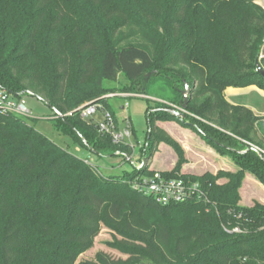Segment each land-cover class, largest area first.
Here are the masks:
<instances>
[{
  "label": "trees",
  "instance_id": "obj_1",
  "mask_svg": "<svg viewBox=\"0 0 264 264\" xmlns=\"http://www.w3.org/2000/svg\"><path fill=\"white\" fill-rule=\"evenodd\" d=\"M76 2L0 0V87L19 96L30 91L52 109L72 111L49 117L55 129L88 151L116 156L120 149L132 153V147L114 144L75 109L95 99L117 118L100 97L104 82L117 81L121 74L131 82L124 90L166 99L168 86L175 87L178 98L183 95L182 105L185 75L193 71L216 100L204 112L192 108L191 100L186 109L212 121L216 127L200 122L199 131L240 170L217 175L180 174V168L162 171L198 181L208 198L196 195L163 205L133 187L136 177L155 174L148 165L105 175L37 129L31 118L0 113V264H76L93 246L101 221L123 216L134 231L153 226L149 245H174L172 257L162 254L158 264H264V204L243 203L240 192L247 172L264 183V154L240 140L254 132L258 117L244 105L227 102L224 95L230 86L264 88V77L256 72L258 61L264 67V55L259 59L263 43L255 44L253 35L264 37V9L253 0H95V15L100 17L119 18L127 9L131 15L117 19L114 29L133 26L131 36L162 50L155 60L143 44H122V36H115L97 57L99 25L82 23ZM49 16L41 48L42 25ZM81 27L85 34L76 46L79 62L74 72L68 38ZM171 110L147 108L145 144L151 153L164 140L156 133L158 121H182ZM237 224L247 231L224 228ZM101 260L115 263L106 256Z\"/></svg>",
  "mask_w": 264,
  "mask_h": 264
},
{
  "label": "rangeland",
  "instance_id": "obj_2",
  "mask_svg": "<svg viewBox=\"0 0 264 264\" xmlns=\"http://www.w3.org/2000/svg\"><path fill=\"white\" fill-rule=\"evenodd\" d=\"M253 1L264 9V0ZM95 4V0H78V2H76L79 20L82 23H90L94 26L97 24L99 25L97 27L98 29L96 28L98 35L94 38L97 57L107 46L108 42L115 39V36L118 38L122 36V44H143L152 52L154 59L159 60V57L162 55L160 47L152 48L146 41H143V39H137L131 36L130 33L133 26L131 28L123 27V29L119 31L114 29V24L117 19L123 20L131 15L127 9H122V17L119 16V18L115 16L110 18L109 15L100 17L95 15V9H97ZM123 6L127 8L125 3ZM88 8L90 9L88 10ZM49 20L50 16L42 25V34L39 40L41 48L44 47L45 33ZM66 22L71 23L72 19L68 18ZM84 34L85 29L81 27L77 33L68 38L71 43L69 53L73 60L72 69L74 72H76L79 62L76 46ZM253 35L255 44L260 42L263 43L259 54L260 59L261 56L264 55V37H260L254 32ZM41 56L44 55L42 54ZM182 67L187 68V65ZM175 68L178 70L180 69V67ZM97 71L98 68L96 64L94 74L91 78L93 82L97 80ZM185 76L186 82L189 83L191 89L189 98L192 102V108L202 112L206 111L207 107L215 102V96L208 90L207 83H199L196 80L193 71H191V74H188V76ZM130 83L131 82L122 74L117 81H106L103 84V93L100 98L104 99L105 103L115 110L119 121H123L126 116H130L134 135L131 139L133 152L129 154H132L133 161H125L122 156H118L117 154L116 156H100L97 153L84 149L82 146L75 143L70 136L55 129L52 121L49 119V117L53 115V109L38 94L27 91L23 94V97L26 100L27 106L32 111V114L38 118L36 120L29 119L30 123L34 124L37 129L59 145L87 159V163L98 166L105 175L122 174L126 171L131 172L138 166L144 164L148 165L150 169L155 170V172L173 171L176 168H180V174L186 175H204L206 173L217 175L220 171L237 173L240 170V167H238L229 155L221 152L210 139L199 131L201 126L200 122H205L216 127L212 124V121L188 109H185L186 115L182 117V121L172 118L158 121V130L156 133L163 137L164 140L161 141L153 153H151L150 148L146 149L145 144L149 131L147 121L148 106L153 109L171 108L173 110H182L181 100L183 95L178 98L175 87L170 86L166 89V99L156 96L157 93H155V95L135 94L124 90L125 86H129ZM177 88L184 89V84H178ZM235 88L241 89L235 91L241 94V96L233 97V99L248 107L258 117L254 132L247 137V140L242 138L240 140L257 150L261 149L264 151V135L259 131L262 123H264V114L258 113L255 110L257 109L264 112V88L260 85ZM227 89L224 91V95L227 102L231 103L226 93ZM176 96L178 102L173 101ZM127 103H129V106L124 108V105L126 106ZM231 104L235 106L240 105ZM220 109L221 107L217 108L216 112L219 113ZM123 124L124 123H122V126ZM77 147H81V150L78 151ZM120 151L125 152L121 149ZM240 192L243 203L254 204L255 202H260L264 204V183H262L255 174L246 173ZM126 220L127 216H123L118 221L103 219L101 221V231L95 238L93 246L78 257L76 264H103L101 260L103 256H106L107 259L112 262L114 261V264H158L162 263L159 262L161 261L159 256L162 254L167 257L172 255L173 244L168 248L157 247L156 245L154 246L153 243L152 245L148 244V241H150L152 237V225H149L147 228H137L134 231V224L130 226ZM172 243H174V241Z\"/></svg>",
  "mask_w": 264,
  "mask_h": 264
},
{
  "label": "built area",
  "instance_id": "obj_3",
  "mask_svg": "<svg viewBox=\"0 0 264 264\" xmlns=\"http://www.w3.org/2000/svg\"><path fill=\"white\" fill-rule=\"evenodd\" d=\"M128 106L129 103L126 106L124 105V108ZM75 110L79 112L82 119L90 124L96 125L100 133L111 136L114 144L130 145L133 147L131 139L134 133L130 116H126L123 121H119V118H116L101 101L95 99L81 104ZM0 113H14L26 118H37L32 114L23 96L16 95L14 92L2 87H0ZM53 114L56 117L62 115L65 117L72 114V111L68 114H63L54 110ZM122 123H124L123 126ZM77 150L80 151L81 147H77ZM258 150L264 154L263 150ZM116 154L122 156L125 161H133L132 154L121 152L120 150ZM85 160L88 162L87 159ZM142 166L140 165L138 168ZM133 187L144 195L152 196L157 202L163 205L184 202L194 198L196 195L198 198L205 197L208 200L207 193L198 181H186L182 178L168 177L160 171H156L151 176L143 175L136 177L133 181ZM224 228L230 233L247 231L239 224L234 226L225 225Z\"/></svg>",
  "mask_w": 264,
  "mask_h": 264
},
{
  "label": "water",
  "instance_id": "obj_4",
  "mask_svg": "<svg viewBox=\"0 0 264 264\" xmlns=\"http://www.w3.org/2000/svg\"><path fill=\"white\" fill-rule=\"evenodd\" d=\"M256 65H257L256 72L260 73L264 77V67H263V65L261 64L260 61H258ZM190 91H191V89H190L189 83L186 82L185 89L183 90L184 99H183V102H182V110H171L173 113H177L181 117H184L186 115L185 109L187 108V105H188V103L190 101V98H189ZM54 110L57 111L56 109H54ZM62 117H64V116L62 115Z\"/></svg>",
  "mask_w": 264,
  "mask_h": 264
},
{
  "label": "crops",
  "instance_id": "obj_5",
  "mask_svg": "<svg viewBox=\"0 0 264 264\" xmlns=\"http://www.w3.org/2000/svg\"><path fill=\"white\" fill-rule=\"evenodd\" d=\"M237 90H241V89H238V88H235V87H229L228 89H227V96H228V98H229V101H231V103H234V104H240V105H243L242 103H240L239 101H237V100H235V99H233V97H238V96H241V94H238L237 92H235V91H237ZM229 91H231V92H229ZM250 106V105H249ZM252 107V106H251ZM253 108V107H252ZM255 109V108H254ZM258 113H261V114H264V112H262V111H259V110H257V109H255ZM259 131H260V133H262L263 135H264V123H262V126L259 128Z\"/></svg>",
  "mask_w": 264,
  "mask_h": 264
}]
</instances>
